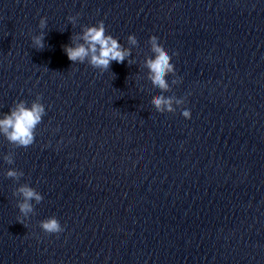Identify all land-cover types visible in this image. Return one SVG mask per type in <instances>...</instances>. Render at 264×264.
Here are the masks:
<instances>
[{"label":"clouds","instance_id":"9594fccd","mask_svg":"<svg viewBox=\"0 0 264 264\" xmlns=\"http://www.w3.org/2000/svg\"><path fill=\"white\" fill-rule=\"evenodd\" d=\"M70 22H75L76 17L70 16ZM46 27V18H41L39 28ZM74 40L77 37H73ZM79 39L82 43L74 44L73 46H65L64 51L67 58L73 62L84 63L87 61L93 68L99 69L101 72L110 68L113 61L116 63H124L126 58L131 56V50L122 47L116 38L110 34H106V29L103 21L98 22L94 26H86L80 34ZM127 40L130 44L138 43L135 35H129ZM151 52L154 54L145 60V67L148 70V79L151 84L162 91L169 90V84L166 77L169 74H175V68L171 62L172 57L167 50L158 43V37L153 35L149 38ZM33 47L37 50H42L45 47L44 33L32 37ZM132 61L129 60V64ZM179 79L173 80V83H179ZM172 97L162 95L152 98V105L160 112L171 113L173 108ZM176 104L182 103L181 100H175ZM45 115V107L38 101H33L31 106H26L24 101L16 103L15 106L0 118V134L17 147L27 148L34 143L35 130L41 123L42 117ZM182 115L186 119L191 118V112L187 109L182 111ZM4 159L8 164H13L12 156H6ZM23 175V172L16 169H9L6 176L14 180H18ZM16 192L22 197V201L17 204L19 212L24 218L29 217L30 213L34 212L32 201L40 203L43 196L28 184H22ZM41 229L47 234H58L63 231V228L56 217H49L40 222Z\"/></svg>","mask_w":264,"mask_h":264}]
</instances>
